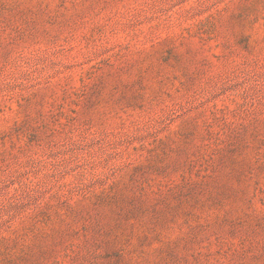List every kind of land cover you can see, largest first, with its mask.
Masks as SVG:
<instances>
[{"label": "rangeland", "instance_id": "374dc122", "mask_svg": "<svg viewBox=\"0 0 264 264\" xmlns=\"http://www.w3.org/2000/svg\"><path fill=\"white\" fill-rule=\"evenodd\" d=\"M0 264H264V0H0Z\"/></svg>", "mask_w": 264, "mask_h": 264}]
</instances>
